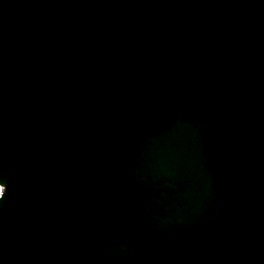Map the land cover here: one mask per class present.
<instances>
[{
	"label": "water",
	"instance_id": "95a60500",
	"mask_svg": "<svg viewBox=\"0 0 264 264\" xmlns=\"http://www.w3.org/2000/svg\"><path fill=\"white\" fill-rule=\"evenodd\" d=\"M0 264H264V0H0Z\"/></svg>",
	"mask_w": 264,
	"mask_h": 264
},
{
	"label": "snow or ice",
	"instance_id": "6c2138e0",
	"mask_svg": "<svg viewBox=\"0 0 264 264\" xmlns=\"http://www.w3.org/2000/svg\"><path fill=\"white\" fill-rule=\"evenodd\" d=\"M0 192H2V189H0Z\"/></svg>",
	"mask_w": 264,
	"mask_h": 264
}]
</instances>
